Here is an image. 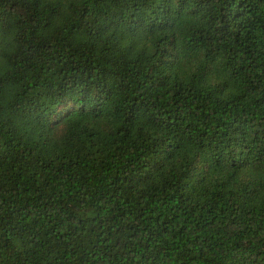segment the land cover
I'll return each instance as SVG.
<instances>
[{"label": "trees", "instance_id": "trees-1", "mask_svg": "<svg viewBox=\"0 0 264 264\" xmlns=\"http://www.w3.org/2000/svg\"><path fill=\"white\" fill-rule=\"evenodd\" d=\"M161 7L0 0V264H264V0Z\"/></svg>", "mask_w": 264, "mask_h": 264}, {"label": "snow or ice", "instance_id": "snow-or-ice-1", "mask_svg": "<svg viewBox=\"0 0 264 264\" xmlns=\"http://www.w3.org/2000/svg\"><path fill=\"white\" fill-rule=\"evenodd\" d=\"M95 2V0H93ZM159 2L162 4L163 7H161V11H164L165 8H167L169 11H192L193 9H196L199 11V6H203L204 0H159ZM169 57L173 60L176 59V56L170 52ZM78 101L73 99H66L65 100V108L68 111L74 110L76 107V104ZM192 149V143L189 142V145L186 147V151H190ZM190 163H193L194 167H197L199 169L207 170V168L211 167L214 163H219V161H213L207 157L201 150L200 152L195 154L194 161H190Z\"/></svg>", "mask_w": 264, "mask_h": 264}]
</instances>
